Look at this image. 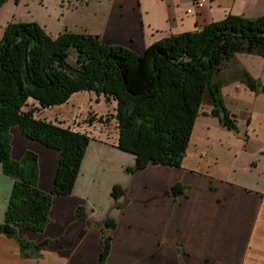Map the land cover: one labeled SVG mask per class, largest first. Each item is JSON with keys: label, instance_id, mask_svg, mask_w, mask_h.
<instances>
[{"label": "crops", "instance_id": "obj_1", "mask_svg": "<svg viewBox=\"0 0 264 264\" xmlns=\"http://www.w3.org/2000/svg\"><path fill=\"white\" fill-rule=\"evenodd\" d=\"M55 1L64 31L86 26L108 45L122 44L139 54L169 34L203 28L229 14L264 15V0H206L202 8L196 6L199 0ZM222 93L231 112L244 109L245 129L238 119L237 132L224 127L211 114L210 102L197 116L181 166L149 164L137 172L126 171L135 155L118 147L119 132L102 133L105 122L86 121L93 104L98 118L107 116L108 107L114 111L115 100L109 106L104 94L80 91L62 105L37 112V117L88 133L91 140L74 190L55 196L47 228L17 229L27 241L53 242L38 255L26 256L16 238L0 233V264H99L102 235L112 236L105 264H264V103L257 102L264 93L241 82L224 85ZM106 123L117 125L113 117ZM11 132L12 158L36 152L38 186L51 192L60 151L28 138L17 126ZM13 181L0 163V222ZM177 182L184 185V194L172 192ZM115 184L124 189L120 198L112 194ZM79 205L85 213L81 219L76 216ZM110 217L116 228L102 231L95 225Z\"/></svg>", "mask_w": 264, "mask_h": 264}, {"label": "trees", "instance_id": "obj_2", "mask_svg": "<svg viewBox=\"0 0 264 264\" xmlns=\"http://www.w3.org/2000/svg\"><path fill=\"white\" fill-rule=\"evenodd\" d=\"M6 1L0 0V7ZM72 49L75 60L70 61ZM238 53L259 55L264 61V15L247 18L229 14L203 28L169 34L142 54L122 44L108 45L98 34L64 31L52 37L38 23L10 22L0 42V163L14 181L0 233L16 238L26 256L38 255L53 242L27 241L17 229L43 232L47 228L55 196L74 190L91 140L88 133L37 117L36 112L62 105L76 92L104 94L117 102L116 112L98 118L90 115L87 121L116 119L118 147L135 155L127 172L149 164L179 167L208 92L211 114L235 132L237 117L226 105L222 87L240 80L252 91L264 93V82L245 67L231 77H220ZM31 99L38 105L25 108ZM14 126L28 138L60 151L51 192L38 186L36 152L27 150L20 160L12 158ZM184 188L177 182L172 192L181 195ZM112 194L120 198L124 189L115 184ZM76 213L78 219L85 217L82 205ZM95 225L103 231L116 228L117 223L110 217ZM101 243L99 264H105L112 236L102 235Z\"/></svg>", "mask_w": 264, "mask_h": 264}, {"label": "rangeland", "instance_id": "obj_3", "mask_svg": "<svg viewBox=\"0 0 264 264\" xmlns=\"http://www.w3.org/2000/svg\"><path fill=\"white\" fill-rule=\"evenodd\" d=\"M56 1L55 0H19L16 2L15 0H7L2 7H0V42L3 39L4 35V30L5 27L10 22H31V23H38L43 27V29L46 31L47 34H49L52 37H56L58 33H63L66 28H61L59 26V22L57 21L60 18V15L58 16L57 11H54L56 8ZM47 20V21H46ZM55 22V23H54ZM86 26L85 28H79L75 29L79 34L83 33H89V31H86ZM58 31V32H57ZM73 32V31H72ZM73 50V49H72ZM71 50V55H70V61L75 60V52L74 50ZM235 62L233 63H228L224 66L222 73H221V78L225 77H231L233 74L237 72L241 67H245L246 70H248L253 76L256 78H259L261 82H264V61L259 55H249L246 56L245 54H240L238 57L234 60ZM233 82H241L240 80H234L232 82H228L226 84H231ZM242 83V82H241ZM225 84V85H226ZM245 84V83H244ZM245 87H247L245 85ZM248 88V87H247ZM209 92L206 94L204 103H203V108H206V105L210 103L209 100ZM223 96V95H222ZM106 100L107 105H111V100L107 99L104 97ZM104 100V101H105ZM260 101V103H264V99L260 100V97L257 99V102ZM30 105H27L25 108H30L34 104L36 105L37 102L33 99L29 101ZM226 103V102H225ZM227 105V104H226ZM98 105L95 103L93 104V107L91 110H89V116L94 115L92 114L95 109H97ZM110 108L105 112H108L107 115H110L112 113H115L114 111H109ZM206 109H204V112ZM83 111V109H82ZM203 111V110H202ZM85 112V111H84ZM87 112V111H86ZM201 112V110H200ZM37 113V112H36ZM237 115V119L240 122V128L245 129V126H247V114L244 112V109L242 108H237L235 111ZM96 116V115H95ZM78 118H83V114H79L77 116ZM86 120V119H84ZM87 121V120H86ZM105 125H102V133H104V130H108L109 132H113L115 129L118 131L117 125L112 124L110 126H107L109 124L104 123ZM115 128V129H114Z\"/></svg>", "mask_w": 264, "mask_h": 264}, {"label": "built area", "instance_id": "obj_4", "mask_svg": "<svg viewBox=\"0 0 264 264\" xmlns=\"http://www.w3.org/2000/svg\"><path fill=\"white\" fill-rule=\"evenodd\" d=\"M205 2H206V0H199L198 2H196V6L202 8V7L205 6ZM188 11H189V12H192L193 10H192V9H189Z\"/></svg>", "mask_w": 264, "mask_h": 264}]
</instances>
